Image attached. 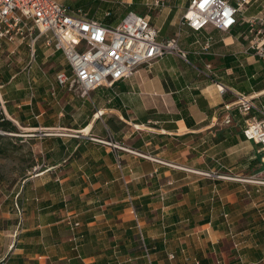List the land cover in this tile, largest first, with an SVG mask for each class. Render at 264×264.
I'll list each match as a JSON object with an SVG mask.
<instances>
[{
    "label": "crops",
    "instance_id": "obj_1",
    "mask_svg": "<svg viewBox=\"0 0 264 264\" xmlns=\"http://www.w3.org/2000/svg\"><path fill=\"white\" fill-rule=\"evenodd\" d=\"M93 1L64 4L107 25L113 0ZM143 1L124 0L186 58L167 54L84 97L58 82L72 70L46 37L35 56L29 40L3 42L0 115L35 162L0 206V264H264V187L241 180L264 169L263 153L244 137L249 116L225 108L239 95L264 107L256 33L243 20L195 31L182 25L190 0Z\"/></svg>",
    "mask_w": 264,
    "mask_h": 264
},
{
    "label": "built area",
    "instance_id": "obj_2",
    "mask_svg": "<svg viewBox=\"0 0 264 264\" xmlns=\"http://www.w3.org/2000/svg\"><path fill=\"white\" fill-rule=\"evenodd\" d=\"M189 3L182 25L195 31L213 27L229 32L243 20L256 33L248 50L264 59V0H190ZM155 4L161 5L158 1ZM253 5H258L260 12L246 17L245 13ZM41 36L57 51L65 53L71 67L72 74L60 73L58 82L64 87L77 86L82 97L96 88L112 87L137 73L140 66L152 65L167 54L177 53L186 58L177 39L158 40V31L148 16L129 12L119 24L107 26L89 18L83 9L70 10L58 0H0V52L5 40L10 43L29 40L35 56V45ZM218 91L225 94L226 88L218 86ZM233 107L243 116H249L244 137L259 146L264 154V107H256L252 97L243 95L225 106L228 111ZM258 113L260 119L255 117ZM226 123L231 124V118ZM243 181L264 187V169Z\"/></svg>",
    "mask_w": 264,
    "mask_h": 264
},
{
    "label": "rangeland",
    "instance_id": "obj_3",
    "mask_svg": "<svg viewBox=\"0 0 264 264\" xmlns=\"http://www.w3.org/2000/svg\"><path fill=\"white\" fill-rule=\"evenodd\" d=\"M59 2H63L68 6L73 7L78 0H58ZM185 1V0H181ZM189 1V0H186ZM84 3H88V5H94V8H97V3L93 0H83ZM143 4L145 1L143 0H135V3ZM107 8L112 10L113 16H115L116 20H121L123 16L133 10L129 4L124 2V0H113L108 3H105ZM140 7H135L134 10L138 13ZM103 17L104 15L99 14L98 17ZM74 94L78 96L81 95V90L75 86L72 88ZM91 93V92H90ZM89 93V94H90ZM12 136V135H11ZM8 137L4 142L7 145L8 151L6 155L0 157V206L3 205V209L7 208L8 205L12 204V199L19 193V189L22 187L24 179L26 178V169L35 162L34 157V148L31 144L27 143H20L15 139L12 140V137ZM17 142V144H15ZM253 175L252 173L247 174L246 176L242 177L241 180H249V176ZM230 179H235L231 176H225ZM5 210V209H4ZM0 211H3L0 209Z\"/></svg>",
    "mask_w": 264,
    "mask_h": 264
},
{
    "label": "trees",
    "instance_id": "obj_4",
    "mask_svg": "<svg viewBox=\"0 0 264 264\" xmlns=\"http://www.w3.org/2000/svg\"><path fill=\"white\" fill-rule=\"evenodd\" d=\"M129 12H132L130 10ZM127 12V13H129ZM116 21L115 16L112 18L106 20L107 26L112 25ZM87 126L86 124L83 125V127ZM20 134V130L17 128V126L6 118V116L0 115V157H3L6 155V152L8 151L7 145H5V141L8 137H10L12 134ZM12 140H16L18 138H15L14 136H11ZM19 140V139H18ZM264 157V154H261L260 159Z\"/></svg>",
    "mask_w": 264,
    "mask_h": 264
},
{
    "label": "water",
    "instance_id": "obj_5",
    "mask_svg": "<svg viewBox=\"0 0 264 264\" xmlns=\"http://www.w3.org/2000/svg\"><path fill=\"white\" fill-rule=\"evenodd\" d=\"M14 136V134H12Z\"/></svg>",
    "mask_w": 264,
    "mask_h": 264
}]
</instances>
